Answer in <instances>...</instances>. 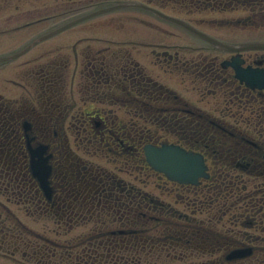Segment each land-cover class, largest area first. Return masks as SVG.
I'll return each mask as SVG.
<instances>
[{"label":"flooded vegetation","instance_id":"flooded-vegetation-1","mask_svg":"<svg viewBox=\"0 0 264 264\" xmlns=\"http://www.w3.org/2000/svg\"><path fill=\"white\" fill-rule=\"evenodd\" d=\"M231 3L233 8L242 6L253 11L264 7V0ZM39 8L37 0L0 1V53H9L39 37L38 24L49 18L37 17ZM257 15L252 12L237 21L255 23L261 19ZM75 39L66 35L45 40L14 60H22L18 65L7 66L14 61L0 64V186H4L0 194L8 191L12 196L9 200L24 204L26 211L31 212L26 214H38L37 220L45 222L43 234L26 228L17 230L19 234L28 232L35 237L27 246L31 261L129 264L136 258L141 262L151 257L153 252L139 249L138 241L122 240L128 238L127 227L134 223L135 210L131 206L137 202L139 208L149 194L120 176L121 172L133 175L138 170L133 164V152L140 143L163 141L151 126L172 130L169 123L172 121V131L200 136L193 140L195 147H209L208 137L224 134L222 131L231 136L254 135L256 141L250 145L256 149H243L241 159L235 155L232 162L246 166L249 173L264 175V92L245 87L217 58L208 62L205 78V89L214 88L210 93L213 101L202 107V102H184L165 86L151 82L144 70V63L149 62L146 50L119 47L116 41L99 37ZM241 55L246 65L262 61L264 67V53ZM186 66L193 65L186 63ZM200 90L203 94L204 89ZM115 132L122 139H117ZM134 135L140 138L135 140ZM86 145L93 157H101L105 148H115L114 164L103 167L97 161L85 160L78 150ZM40 146L46 148L45 156L49 157L52 190L49 197L41 190L31 166L30 153ZM160 202L154 204L155 209L177 211ZM130 208L133 213L119 219L115 228L122 233L116 237L106 235L115 229L103 218L113 210L126 212ZM9 217L15 215L0 208V249L4 245L2 232L9 234L16 229L7 225ZM254 219L249 224L256 223L250 225V229L256 228L255 234L229 230L221 240L211 241L213 254L237 235L241 244L254 248L253 255L245 261L264 264L263 207ZM186 221L190 224L177 231L188 227L192 236L178 237L172 241L174 246L209 242L202 239L201 230H193L192 221L197 222L196 219ZM48 223L52 225L50 228ZM76 232L78 235L70 241ZM51 236L59 241H52ZM15 252L17 249L10 253ZM22 255L25 257L27 253ZM220 259L217 257V262Z\"/></svg>","mask_w":264,"mask_h":264},{"label":"rangeland","instance_id":"rangeland-1","mask_svg":"<svg viewBox=\"0 0 264 264\" xmlns=\"http://www.w3.org/2000/svg\"><path fill=\"white\" fill-rule=\"evenodd\" d=\"M2 1V0H0ZM119 1V0H116ZM169 10H172V8L169 7ZM175 11L180 12V15H183L185 17L191 16V17H198L206 21H213V20H219V19H224L230 22H234L237 18L239 17H244L246 14V11L243 10H236V11H212V10H207L204 12H197V13H192V12H186L183 10H178L175 9ZM264 12V11H263ZM176 13V12H175ZM178 14V13H177ZM117 17L122 18V19H131V21L125 22L124 25L122 24H116L117 26L112 28V29H107L105 32H113L116 33L117 35L121 34H126L127 31L128 33H139L141 39H146L149 38L151 41V44H155L154 42L161 41V43H164L166 45H171L173 48V52H179L180 58H183V54H186L187 51L189 54L192 55H197L199 57L202 54H207V53H212L210 51H213L208 47L206 44H204L203 41L196 39L195 37L191 36L189 33H186L185 31L181 30L179 27L175 26L174 24H170L167 22H164L162 20L157 19L156 17L146 13V12H138L135 10H128L125 9L122 12L114 13L111 15H105L101 16L99 18H95L94 20L90 22H94L95 20H106L109 17ZM112 19V22L115 20ZM133 21V22H132ZM89 22H84L81 25L75 26L74 28H71L68 30V33H71L72 35L70 36L71 39H75L78 36H81L82 33H88L90 32L89 30H84L88 26ZM256 27H251V26H239V24H231V25H225L224 27H218L215 24H205L203 25L202 28H204L205 31L210 33L211 35L221 38L225 41H232V42H240V41H247V40H262L264 39V23ZM81 27V28H80ZM103 27V26H101ZM129 34H127V37ZM76 40V39H75ZM75 40L71 41V45L74 44ZM147 49L151 50V47H148ZM221 57H226V55H221ZM186 59V58H184ZM200 60V59H199ZM22 60H17L11 63H8V67H12L15 65H18L21 63ZM153 62V61H152ZM154 63V62H153ZM205 66V65H204ZM154 68V66H151L150 69ZM201 73V72H199ZM176 75V76H175ZM171 75L170 77L172 79H176L178 81V84H173L174 80H168L167 82L168 86H172L175 88L176 91L180 92L183 94L187 88L189 91V88H191L189 84V76H192V74H189L188 76V83L183 82L184 78L186 77L187 74H183L180 77V74H175ZM183 85H186L183 87ZM192 90V89H191ZM192 96L197 99V96L195 95V92L192 90ZM76 149V148H75ZM79 154L85 159L89 161H97L98 163L102 164V166H108L107 161L103 157H93L89 155L85 150L81 148L79 151ZM104 166V167H105ZM154 189V187H151ZM156 190V189H155ZM155 190H152L153 192H156ZM23 209L25 210L26 207L24 206ZM26 212V211H25ZM23 218H24V213L23 212H18ZM22 219V218H21ZM25 221H27L26 218H24ZM33 225L32 227L35 228L36 226L41 227L45 223L43 221L36 223L34 220H31ZM49 228L52 226L50 223H48ZM37 228V227H36ZM10 239V236H9ZM12 240V239H10ZM23 244L26 245L27 242L23 240ZM9 264H15L11 261H9ZM0 264H6L5 262H0Z\"/></svg>","mask_w":264,"mask_h":264},{"label":"water","instance_id":"water-1","mask_svg":"<svg viewBox=\"0 0 264 264\" xmlns=\"http://www.w3.org/2000/svg\"><path fill=\"white\" fill-rule=\"evenodd\" d=\"M186 26L190 31L208 39L206 35ZM242 78L252 86H260V80L256 78L259 72L253 70L241 71ZM147 154L151 164L158 170L166 172L170 177L180 181H195L198 176L204 175L202 157L196 154L186 153L177 147L164 149L149 148Z\"/></svg>","mask_w":264,"mask_h":264},{"label":"bare ground","instance_id":"bare-ground-1","mask_svg":"<svg viewBox=\"0 0 264 264\" xmlns=\"http://www.w3.org/2000/svg\"><path fill=\"white\" fill-rule=\"evenodd\" d=\"M93 5H90V7H89V10L90 11H92V13L96 10V9H98L99 8V3L98 2H96V1H93V2H91ZM105 9H107V8H105ZM111 9V8H110ZM50 34V33H49ZM46 158L44 159V161L46 162ZM50 191H52L51 189H50ZM236 248H238V246H237V244H236V246L234 247V249H236Z\"/></svg>","mask_w":264,"mask_h":264}]
</instances>
